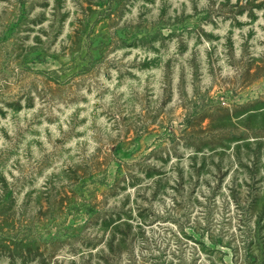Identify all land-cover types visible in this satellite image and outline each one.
<instances>
[{"label": "rangeland", "instance_id": "374dc122", "mask_svg": "<svg viewBox=\"0 0 264 264\" xmlns=\"http://www.w3.org/2000/svg\"><path fill=\"white\" fill-rule=\"evenodd\" d=\"M0 264H264V0H0Z\"/></svg>", "mask_w": 264, "mask_h": 264}]
</instances>
